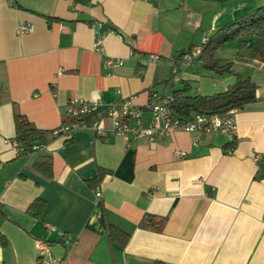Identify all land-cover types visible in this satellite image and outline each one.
<instances>
[{"label": "crops", "instance_id": "crops-1", "mask_svg": "<svg viewBox=\"0 0 264 264\" xmlns=\"http://www.w3.org/2000/svg\"><path fill=\"white\" fill-rule=\"evenodd\" d=\"M262 6L0 0V264H38L37 240L58 264H264V61L250 56L249 43L256 37L218 48L221 71L199 58L181 62ZM22 23L34 31L18 34ZM150 55L160 61L144 65ZM239 76L257 86L258 99L238 109L234 135L175 132L152 142L117 135L107 118L102 135L56 134L71 98L104 105L132 98L147 127L152 95L172 97L187 85L190 96H212ZM15 114L47 132L33 153L14 145ZM40 157L51 161V179L36 172ZM146 215L166 218L162 230L140 228Z\"/></svg>", "mask_w": 264, "mask_h": 264}, {"label": "built area", "instance_id": "built-area-1", "mask_svg": "<svg viewBox=\"0 0 264 264\" xmlns=\"http://www.w3.org/2000/svg\"><path fill=\"white\" fill-rule=\"evenodd\" d=\"M34 31L32 24L22 23L18 27V34H28ZM207 39L204 40V44ZM95 47L101 48V41H97ZM203 46H197L186 51L181 56V62L189 64L198 59L202 53ZM160 57L150 55L148 62H159ZM114 64L121 65V60L114 61ZM172 97L152 95L147 109L151 113V119L147 127L142 126L143 109L136 105L133 99H128L119 104L104 105L100 101H87L82 98H71L66 104L67 123L57 132V135L71 136L81 129H92L97 135L104 134L106 127L104 120L110 119L114 125V132L119 136L147 138L149 141L164 139L175 132H225L234 135L238 131L235 114L238 108L231 109L224 113L216 114H195L192 119L182 120L176 118L172 110ZM89 117H92L89 119ZM88 119V120H87ZM14 145L23 151L15 140ZM34 149H37L35 146ZM177 156H184L185 153L176 151ZM97 196H101L98 192ZM35 249L38 253V264H58L57 260L50 257L49 245L37 240Z\"/></svg>", "mask_w": 264, "mask_h": 264}, {"label": "trees", "instance_id": "trees-1", "mask_svg": "<svg viewBox=\"0 0 264 264\" xmlns=\"http://www.w3.org/2000/svg\"><path fill=\"white\" fill-rule=\"evenodd\" d=\"M217 2L230 0H214ZM254 35L256 39L249 42L251 46L250 56L264 61V6L259 7L249 14L236 19L224 26L216 37L210 39L203 45L202 53L199 56L203 67L209 71H221L223 67L220 60L216 58V50L225 44ZM189 87L173 91L172 110L176 118L186 120L192 119L195 114H216L224 113L231 109L243 108L247 104L255 102L257 97V86L250 79L238 77L237 83L227 91L212 96H190ZM16 141L23 148L21 154H30L36 151L35 145L44 144L47 141V132L36 129L32 126L26 116L15 114ZM92 117H89L91 119ZM88 120V119H87ZM67 122H65L66 124ZM35 170L46 179L52 178V164L46 157H40L35 164ZM34 203L29 211L33 212ZM44 202L42 203V206ZM43 209V208H42ZM0 212H2L0 205ZM37 216V214H34ZM166 223V218H159L146 215L140 222V228L161 231ZM113 238L115 230L110 231ZM122 234V233H121ZM129 236L124 234L121 244L124 245ZM3 242V239L0 238Z\"/></svg>", "mask_w": 264, "mask_h": 264}]
</instances>
